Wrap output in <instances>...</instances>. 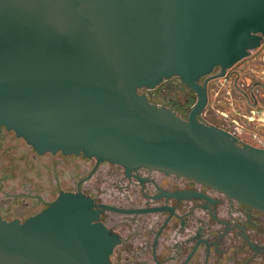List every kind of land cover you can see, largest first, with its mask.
I'll use <instances>...</instances> for the list:
<instances>
[{
    "label": "water",
    "instance_id": "1",
    "mask_svg": "<svg viewBox=\"0 0 264 264\" xmlns=\"http://www.w3.org/2000/svg\"><path fill=\"white\" fill-rule=\"evenodd\" d=\"M264 36V0H0V130L40 154H84L214 187L264 212V150L198 119L200 80ZM178 77L188 119L139 92ZM94 202L63 192L24 222L0 217V264H111Z\"/></svg>",
    "mask_w": 264,
    "mask_h": 264
},
{
    "label": "flooded vegetation",
    "instance_id": "2",
    "mask_svg": "<svg viewBox=\"0 0 264 264\" xmlns=\"http://www.w3.org/2000/svg\"><path fill=\"white\" fill-rule=\"evenodd\" d=\"M177 79L183 101L161 100L165 82ZM207 103L198 119L264 150V36L248 54L200 80ZM152 103L188 119L198 94L180 78L142 88ZM162 94V95H161ZM30 147L28 177L8 198L1 190L0 217L24 222L63 192L94 202L97 221L109 231L111 264H264V212L214 187L175 173L98 161L84 154ZM42 159L41 170L34 161ZM1 182V180H0Z\"/></svg>",
    "mask_w": 264,
    "mask_h": 264
},
{
    "label": "rangeland",
    "instance_id": "3",
    "mask_svg": "<svg viewBox=\"0 0 264 264\" xmlns=\"http://www.w3.org/2000/svg\"><path fill=\"white\" fill-rule=\"evenodd\" d=\"M163 96L161 100L170 103L174 101L181 102L185 95V89L182 88L177 79L171 82H165L161 90ZM161 94V95H162ZM32 152L27 143L16 139L14 134L3 132L0 134V184L1 190L7 198L12 189L19 183H24L28 177L26 165ZM36 167L41 170L42 159L34 161Z\"/></svg>",
    "mask_w": 264,
    "mask_h": 264
},
{
    "label": "built area",
    "instance_id": "4",
    "mask_svg": "<svg viewBox=\"0 0 264 264\" xmlns=\"http://www.w3.org/2000/svg\"><path fill=\"white\" fill-rule=\"evenodd\" d=\"M139 92H140V90H139Z\"/></svg>",
    "mask_w": 264,
    "mask_h": 264
}]
</instances>
